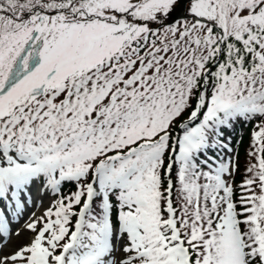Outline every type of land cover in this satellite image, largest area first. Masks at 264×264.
I'll list each match as a JSON object with an SVG mask.
<instances>
[{
  "label": "snow or ice",
  "instance_id": "snow-or-ice-1",
  "mask_svg": "<svg viewBox=\"0 0 264 264\" xmlns=\"http://www.w3.org/2000/svg\"><path fill=\"white\" fill-rule=\"evenodd\" d=\"M0 264H264V0H0Z\"/></svg>",
  "mask_w": 264,
  "mask_h": 264
},
{
  "label": "trees",
  "instance_id": "trees-1",
  "mask_svg": "<svg viewBox=\"0 0 264 264\" xmlns=\"http://www.w3.org/2000/svg\"><path fill=\"white\" fill-rule=\"evenodd\" d=\"M250 130H251V125L241 126L238 124L233 133V144L237 146L242 163L244 159L245 149L248 146ZM237 141H239L238 144H236ZM68 190H69L68 188L65 189V191H68Z\"/></svg>",
  "mask_w": 264,
  "mask_h": 264
},
{
  "label": "bare ground",
  "instance_id": "bare-ground-1",
  "mask_svg": "<svg viewBox=\"0 0 264 264\" xmlns=\"http://www.w3.org/2000/svg\"><path fill=\"white\" fill-rule=\"evenodd\" d=\"M42 210H43L42 208H38L37 207V208L29 209V212L35 211L36 212V215H39ZM25 219H27V214L25 216ZM23 223H24V220H21L19 224H16L15 225V228L22 227L23 226ZM27 235H28L27 233H21V236L19 238H16V237L13 238V242H16L17 239L19 241H21V242H26Z\"/></svg>",
  "mask_w": 264,
  "mask_h": 264
},
{
  "label": "rangeland",
  "instance_id": "rangeland-1",
  "mask_svg": "<svg viewBox=\"0 0 264 264\" xmlns=\"http://www.w3.org/2000/svg\"><path fill=\"white\" fill-rule=\"evenodd\" d=\"M47 206V200H45V207ZM43 211V210H42ZM41 211V212H42ZM40 215V214H39ZM13 228L15 229V225H13Z\"/></svg>",
  "mask_w": 264,
  "mask_h": 264
}]
</instances>
